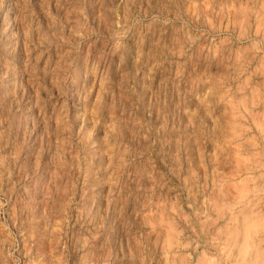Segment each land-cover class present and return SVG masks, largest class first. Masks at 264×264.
Returning a JSON list of instances; mask_svg holds the SVG:
<instances>
[{
	"label": "rangeland",
	"instance_id": "obj_1",
	"mask_svg": "<svg viewBox=\"0 0 264 264\" xmlns=\"http://www.w3.org/2000/svg\"><path fill=\"white\" fill-rule=\"evenodd\" d=\"M0 264H264V0H0Z\"/></svg>",
	"mask_w": 264,
	"mask_h": 264
},
{
	"label": "bare ground",
	"instance_id": "obj_2",
	"mask_svg": "<svg viewBox=\"0 0 264 264\" xmlns=\"http://www.w3.org/2000/svg\"><path fill=\"white\" fill-rule=\"evenodd\" d=\"M241 219H242V218H241ZM244 220H245V219H244ZM246 220H247V219H246ZM246 222H247V221H245V223H246ZM241 224H242V223H241ZM242 225H243V224H242ZM236 226H237V225H236ZM234 227H235V226H234ZM234 234H235V233H234ZM246 235H247V234H246ZM248 236H249V235H248ZM242 237H243V236H242ZM251 237H252V236H251ZM245 239H246V237H245ZM248 240H249V239H248ZM240 241H241V239H240ZM245 242H246V241H245ZM245 242H244V243H245ZM248 242H249V241H248ZM242 243H243V241H242ZM244 243H243V244H244ZM239 245H240V244H239ZM245 246H246V245H245ZM245 246H244V247H245ZM238 247H240V246H238ZM241 247H242V245H241ZM241 247H240V248H241ZM247 248H248V246H247ZM236 249H238V248H236ZM243 249H244V248H243ZM239 250H240V249H239ZM245 250H246V249H245ZM248 250H249V249H248ZM242 251H243V250H242ZM251 251H253V250H251ZM249 252H250V251H249ZM240 254H241V253H240ZM256 254H257V253H256ZM239 256H240V255H239ZM252 256H253V255H252ZM236 259H237V258H236ZM236 259H235V260H236ZM252 259H254V258H252ZM240 261H241V260H240ZM256 263H257V260H256Z\"/></svg>",
	"mask_w": 264,
	"mask_h": 264
}]
</instances>
